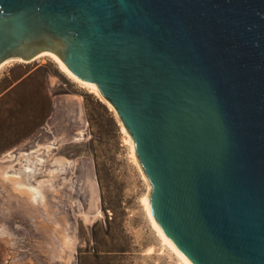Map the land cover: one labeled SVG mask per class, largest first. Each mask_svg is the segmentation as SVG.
<instances>
[{"label":"water","instance_id":"1","mask_svg":"<svg viewBox=\"0 0 264 264\" xmlns=\"http://www.w3.org/2000/svg\"><path fill=\"white\" fill-rule=\"evenodd\" d=\"M44 53L116 112L189 264H264V0H0V65Z\"/></svg>","mask_w":264,"mask_h":264},{"label":"rangeland","instance_id":"2","mask_svg":"<svg viewBox=\"0 0 264 264\" xmlns=\"http://www.w3.org/2000/svg\"><path fill=\"white\" fill-rule=\"evenodd\" d=\"M117 117L49 57L0 70V264H179Z\"/></svg>","mask_w":264,"mask_h":264},{"label":"bare ground","instance_id":"3","mask_svg":"<svg viewBox=\"0 0 264 264\" xmlns=\"http://www.w3.org/2000/svg\"><path fill=\"white\" fill-rule=\"evenodd\" d=\"M44 57H49L51 59H53L60 67V69L62 70V72H64L65 74H67V76H69L71 79H73L75 82L79 83L80 85L82 86H85L86 88H89L93 91V93H95L99 98H101L103 100V98L100 96V93L86 85L85 83L79 81L78 79H76L75 77H73L69 72H67L61 65V63L57 60V58L51 54H47V53H44V54H41L39 55L38 57L35 58V60L37 59H40V58H44ZM34 60V59H33ZM15 61H22V60H18V59H11V60H8L6 62H4L2 65H0V70L7 64L11 63V62H15ZM109 107L111 109H113L110 105ZM118 118V117H117ZM120 125H121V129H122V132L124 134V137H125V141L127 143V146H128V150H129V154H130V158L131 160L135 163V165L137 166L139 172L141 173V176L142 178L144 179V181L147 183V191L145 192V194L143 195V197L141 198L142 199V206H143V210H144V213H145V218L149 224V227L151 229V231L155 234L157 240L159 241V243L161 244V246L163 248H165L170 254L171 256H173L176 261L179 263V264H189L186 259L179 253V251L171 244V242L166 238V236L162 233V231L158 228V226L154 223L151 215H150V212H149V203H148V198H149V193L151 191V188H150V185H149V182L147 181L142 169H141V166L137 160V157L135 155V152H134V145H133V142L127 132V130L125 129V127L123 126L122 122L120 121ZM63 160H60V163H62ZM16 183L18 184V186H21V182L20 181H16ZM30 188V187H29ZM35 188V187H34ZM27 192L29 195L31 194L32 196H35L34 194L35 193H32V192H28V191H25ZM92 206L94 208V211L97 212V197L95 195V190L93 189V197H92ZM98 214L96 215H99V211L97 212ZM72 242V241H71ZM64 246L66 247V249L68 250H72L73 249V243H70L69 241L66 242V243H63Z\"/></svg>","mask_w":264,"mask_h":264}]
</instances>
